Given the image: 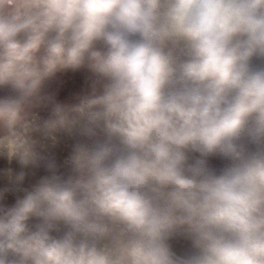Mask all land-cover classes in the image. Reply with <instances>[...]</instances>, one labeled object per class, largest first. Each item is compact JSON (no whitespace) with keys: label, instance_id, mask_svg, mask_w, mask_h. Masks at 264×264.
Instances as JSON below:
<instances>
[{"label":"clouds","instance_id":"9594fccd","mask_svg":"<svg viewBox=\"0 0 264 264\" xmlns=\"http://www.w3.org/2000/svg\"><path fill=\"white\" fill-rule=\"evenodd\" d=\"M0 264H264V0H0Z\"/></svg>","mask_w":264,"mask_h":264}]
</instances>
